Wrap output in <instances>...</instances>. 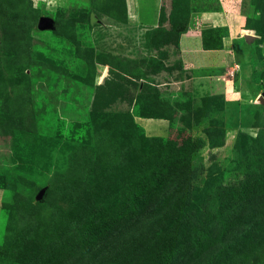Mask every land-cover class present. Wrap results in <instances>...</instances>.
Returning <instances> with one entry per match:
<instances>
[{
    "label": "rangeland",
    "instance_id": "374dc122",
    "mask_svg": "<svg viewBox=\"0 0 264 264\" xmlns=\"http://www.w3.org/2000/svg\"><path fill=\"white\" fill-rule=\"evenodd\" d=\"M0 190V264H264V0H0Z\"/></svg>",
    "mask_w": 264,
    "mask_h": 264
},
{
    "label": "crops",
    "instance_id": "0c3cea01",
    "mask_svg": "<svg viewBox=\"0 0 264 264\" xmlns=\"http://www.w3.org/2000/svg\"><path fill=\"white\" fill-rule=\"evenodd\" d=\"M207 18L210 19V20L213 19V17L211 15H208ZM243 35L249 37L247 34H243ZM214 51H218V52H214ZM214 51H212L211 54H216L217 53L218 54V60L221 63V61H222L221 60V58H222V51H224V50L218 49V50H214ZM224 58H225L224 61L226 63V61H227L226 59L228 58L227 55L224 56ZM230 59H231V56H230ZM205 68H206L205 74L210 73L209 75H211L212 77L213 76H220V74H221V65L212 63L209 67H205ZM1 200H2V192L0 190V204H1Z\"/></svg>",
    "mask_w": 264,
    "mask_h": 264
},
{
    "label": "trees",
    "instance_id": "16d2710c",
    "mask_svg": "<svg viewBox=\"0 0 264 264\" xmlns=\"http://www.w3.org/2000/svg\"><path fill=\"white\" fill-rule=\"evenodd\" d=\"M259 32H260V31H259ZM163 221H166V220H165V218H164V220H163ZM163 226H164V225H163ZM163 226H162V227H163ZM145 227H147V228H149V229H151V230H153V231H154V229H153V228H150V227H148L147 225H144V228H145ZM160 228H161V227H160Z\"/></svg>",
    "mask_w": 264,
    "mask_h": 264
}]
</instances>
